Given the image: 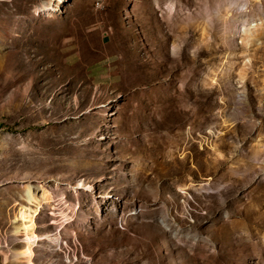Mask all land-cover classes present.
I'll use <instances>...</instances> for the list:
<instances>
[{"label": "rangeland", "instance_id": "374dc122", "mask_svg": "<svg viewBox=\"0 0 264 264\" xmlns=\"http://www.w3.org/2000/svg\"><path fill=\"white\" fill-rule=\"evenodd\" d=\"M64 1L0 0V264H264V0Z\"/></svg>", "mask_w": 264, "mask_h": 264}, {"label": "bare ground", "instance_id": "6f19581e", "mask_svg": "<svg viewBox=\"0 0 264 264\" xmlns=\"http://www.w3.org/2000/svg\"><path fill=\"white\" fill-rule=\"evenodd\" d=\"M64 0H59V4L60 5H63L64 4ZM28 198L30 199V200H33V194L29 191V193H28ZM30 228V229H29ZM28 229L30 230V231H32L33 230V226H29L28 227ZM30 242V241H29ZM32 252V251H31ZM30 251H28L27 252V254H26V256L28 257V263L29 264H32V253H31ZM22 255V254H21ZM24 255V254H23Z\"/></svg>", "mask_w": 264, "mask_h": 264}]
</instances>
